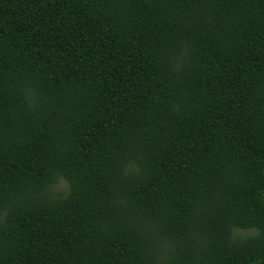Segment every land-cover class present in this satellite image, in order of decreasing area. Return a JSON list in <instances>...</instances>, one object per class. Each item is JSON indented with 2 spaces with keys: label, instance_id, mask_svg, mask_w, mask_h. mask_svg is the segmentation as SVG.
<instances>
[{
  "label": "trees",
  "instance_id": "16d2710c",
  "mask_svg": "<svg viewBox=\"0 0 264 264\" xmlns=\"http://www.w3.org/2000/svg\"><path fill=\"white\" fill-rule=\"evenodd\" d=\"M0 264H264V0H0Z\"/></svg>",
  "mask_w": 264,
  "mask_h": 264
},
{
  "label": "rangeland",
  "instance_id": "374dc122",
  "mask_svg": "<svg viewBox=\"0 0 264 264\" xmlns=\"http://www.w3.org/2000/svg\"><path fill=\"white\" fill-rule=\"evenodd\" d=\"M68 189H69V185L67 181L61 179L59 183H57L51 188V193L55 195L66 194L68 192ZM248 233H250V231H242L239 229L235 230V235L237 236H245Z\"/></svg>",
  "mask_w": 264,
  "mask_h": 264
}]
</instances>
